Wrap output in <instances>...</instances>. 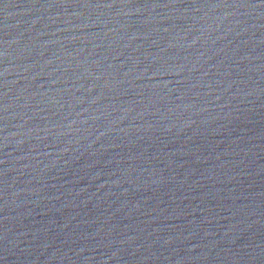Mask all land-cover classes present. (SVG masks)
I'll list each match as a JSON object with an SVG mask.
<instances>
[{
	"label": "water",
	"instance_id": "water-1",
	"mask_svg": "<svg viewBox=\"0 0 264 264\" xmlns=\"http://www.w3.org/2000/svg\"><path fill=\"white\" fill-rule=\"evenodd\" d=\"M0 264H264V0H0Z\"/></svg>",
	"mask_w": 264,
	"mask_h": 264
}]
</instances>
